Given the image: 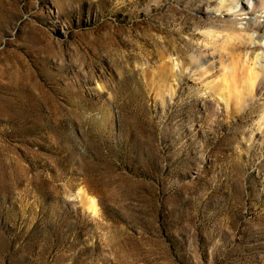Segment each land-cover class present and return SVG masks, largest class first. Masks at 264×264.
<instances>
[{
	"label": "rangeland",
	"instance_id": "1",
	"mask_svg": "<svg viewBox=\"0 0 264 264\" xmlns=\"http://www.w3.org/2000/svg\"><path fill=\"white\" fill-rule=\"evenodd\" d=\"M219 3L0 0V264H264V41Z\"/></svg>",
	"mask_w": 264,
	"mask_h": 264
},
{
	"label": "bare ground",
	"instance_id": "2",
	"mask_svg": "<svg viewBox=\"0 0 264 264\" xmlns=\"http://www.w3.org/2000/svg\"><path fill=\"white\" fill-rule=\"evenodd\" d=\"M218 11H225L239 17L243 15L248 17L243 29L232 28L230 31L234 39L240 41H242L241 39L253 40V37L249 35V32L252 31L258 34L259 40L257 41H264V22L261 23L260 21L261 18L264 19V0H220ZM247 58V53L238 54L230 61L228 66L221 63V67H223L221 80L216 85V90L219 91L220 96L226 101L227 105L230 98H233L237 104H241L246 101L252 102L257 96H263V79L261 77V80H258L262 72L258 74L255 71L258 56L254 53L252 58L249 60ZM262 76L264 77L263 73ZM79 194H82L87 209L95 214L97 212L95 200L80 191Z\"/></svg>",
	"mask_w": 264,
	"mask_h": 264
}]
</instances>
